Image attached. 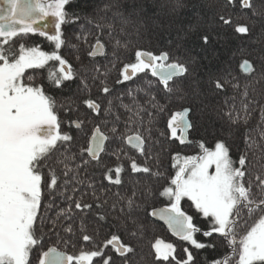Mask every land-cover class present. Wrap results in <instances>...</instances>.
<instances>
[{
	"label": "snow or ice",
	"instance_id": "6c2138e0",
	"mask_svg": "<svg viewBox=\"0 0 264 264\" xmlns=\"http://www.w3.org/2000/svg\"><path fill=\"white\" fill-rule=\"evenodd\" d=\"M0 3L4 5L0 7V264H33V250L42 239L40 227L48 222L49 231L58 238L61 231L66 234L61 238L65 248L70 243L74 248L80 241L83 243L76 254H69L58 245L37 249L35 264H137L139 243L149 226L157 221L197 251L215 250L218 244L230 250L227 257L214 259L210 264H264V215L243 234L237 233L243 209L250 214L256 210L264 213V176H255V185L245 179L254 167L249 153L257 162L264 160V132L259 140L245 133V150L238 161L230 154L231 126L247 124L248 104H243V115L234 105L229 108L213 146L200 141L199 154L184 156L182 163H174L173 175L165 176L159 167V153L152 152L159 143L152 137L154 117L167 111L173 98L181 102V107L171 112L167 120V139L184 145L192 143L189 134L197 130L201 118L209 111L210 94L219 95L230 86L242 100H248L250 88L264 87V40L260 38L264 37V11L257 10L253 0H225L219 11L201 0L204 19L190 23L186 30L181 28L183 35L178 33L175 43L169 41L171 48L159 52L136 48L134 60L129 62H123V54L133 46L126 30L130 23L125 15L127 6L122 0H108L102 8L94 4V11H102L104 15L95 22L98 34L91 50L86 57L76 55L75 66L59 54L65 44L61 26L80 18L75 14L69 18L66 6L70 0H0ZM260 3L264 6V0ZM229 6L247 10L246 22L234 24L232 15L225 14ZM168 7L161 5L162 9ZM184 7L183 0H170L171 12ZM49 16L54 18V35L42 30L48 27L44 21ZM257 27L260 36L254 35ZM229 28L234 37L227 35ZM36 34L53 42L56 51L28 46L23 38ZM101 36L106 40L102 41ZM192 36L195 49L213 51L214 57L215 46L222 41L251 38L250 42L257 46L248 50L239 63L245 78L242 90L237 77L228 78L232 73L227 64L201 75L188 46ZM98 56L108 60L113 68L122 64L116 85L137 77L145 81L144 86L127 89L131 104L123 103V98L108 85V73L96 61ZM50 61L57 66L48 72L49 84L36 82L33 72L45 69ZM97 82L102 96L83 99L86 110L81 118L77 100ZM48 86L61 92L69 89L70 95L66 98L50 95L45 91ZM139 92L146 97L143 104L136 98L135 93ZM114 99L120 100V104H114ZM60 109L77 113L67 123L86 137V147L79 153L71 152L74 136L61 131L64 121ZM120 109L127 114L123 132L119 127ZM88 124L92 125L90 135L85 127ZM101 124L111 125L108 128L111 135L101 130ZM133 128L135 131L127 134ZM160 136H165V132H160ZM124 144L144 158V162L138 163L136 156H129ZM106 157H115V164ZM153 159L157 161L155 168L148 165ZM172 159L177 161L181 157L177 153ZM87 166L101 169L100 175L107 183L102 182L97 188L91 181L81 179V169L86 170ZM126 172L133 185L130 189L122 175ZM153 180L158 186H153L150 182ZM85 183L90 192L81 191L79 186ZM46 195L51 199L44 205ZM57 196L69 203L53 219L41 209L46 212L51 208ZM89 196L92 202L87 199ZM156 199L166 203L158 207ZM185 201L206 222L205 227L194 222L193 215L184 208ZM105 230L108 235L98 241L97 237ZM150 248L153 264H196V257L188 247H184L185 257L179 260L172 243L157 238Z\"/></svg>",
	"mask_w": 264,
	"mask_h": 264
},
{
	"label": "trees",
	"instance_id": "16d2710c",
	"mask_svg": "<svg viewBox=\"0 0 264 264\" xmlns=\"http://www.w3.org/2000/svg\"><path fill=\"white\" fill-rule=\"evenodd\" d=\"M108 0H70L69 5L66 6V10L69 14V18H73V14L78 15L80 18L78 20L72 19V22L65 23L61 27L62 38L65 41V44L60 49V52L65 54L70 58L69 62L73 63L75 66L77 61L75 59L76 55H80L81 57H86L87 52L91 50L92 44L95 42V38L98 34V30L95 27V22L99 19V16H103L104 13L94 11V4L99 5L100 8L103 7ZM185 7L180 9L178 12H171L170 8V0H122V4L127 6V11L125 15L129 17L130 23L126 26V30L129 34V37L133 41L132 49L123 54V62H129L134 60V50L136 48H143L146 50L159 52L161 50H167L172 47L169 41L173 43L177 40L178 33L183 35V32H180V29H187V26L190 23H197L204 19L203 12L201 10V0H183ZM204 3L210 4L212 9L215 11H219L225 0H203ZM254 5L257 10L264 11V6L261 5L260 0H253ZM131 5H135V7H131ZM161 5H169L168 8H161ZM247 10L243 9H234L232 6H229L225 14H231L232 20L234 24L245 23L244 12ZM109 17L111 13H108ZM92 21V22H90ZM138 30V31H137ZM227 35L229 37H234L232 29L229 28ZM255 36H260L259 28L255 30ZM32 39H37V36H33ZM264 40V37H260ZM24 41L31 40L29 38H23ZM85 40L87 42H85ZM101 40H106L105 36H101ZM195 40V36H192L188 42V46L192 49L191 55L196 57V64L199 67L201 75L205 71L209 69L212 71H216L217 69L222 68L224 65H229L231 69L232 75L229 76V79H232L233 76L237 77L239 83L241 84V90L243 84L245 83L244 74L239 70V63L242 59L246 58V54L248 50L256 47L257 45L252 44L250 42L251 38L241 37L240 39L230 38L226 43L221 42L215 46V57L213 56V51L209 52H201L198 49H195L192 45V41ZM29 42V41H28ZM30 43V42H29ZM243 48L245 51H241ZM235 52V55L233 53ZM207 56L208 60H205L204 57ZM91 59V58H88ZM211 60V63H209ZM96 61L99 62L102 70H106L107 75V83L110 87L115 90V94L119 95L123 98V103L131 104L132 98L127 95V89L132 87L136 89L138 86H144L145 81L141 80L140 77H137L133 81L125 82L124 84L116 85L115 80L119 74V70L122 67V64L117 63L113 68L108 60H105L104 57L96 58ZM91 67V65H89ZM55 70V69H54ZM48 68L41 70H35L33 75L35 76L36 82H42L45 85H48ZM143 75V74H141ZM149 79H151L149 77ZM91 84L92 82L89 81ZM76 87V83L73 82L72 90ZM100 85H93L90 91L84 92L80 95L77 100V104L79 105V112L82 117V113L86 110L84 105L82 104L83 99L85 98H93L99 99L102 96L100 92ZM45 91L52 94H59L61 98H66L70 95L69 89H65L61 92L59 89L46 87ZM112 95V94H110ZM138 102L144 103L146 97L143 92L135 93ZM235 97V99H233ZM157 99H160V96H157ZM251 101V103H249ZM161 103H168L166 100H161ZM207 103L209 104V111L206 112L200 120V123L197 126V130L191 132L189 134V140L192 141L190 144H179L176 140H168L167 139V120L171 114V112L179 111L181 107V102L175 98L172 99L170 103H168V110L164 113L155 116V123L153 125L152 137L153 140H158L159 143L156 144L152 148V152L159 153V167L162 172L165 173V176L173 175L175 172V168H173V164L182 163V157L187 155H197L199 154V142L204 141L206 145L213 146L216 137L219 135L218 129L220 128V124L222 120H226L227 118L224 116V113L228 111L233 105L237 111H240L243 115V104H248V122L247 124H239L232 125V136L229 139L230 146V154L234 161H238V158L241 154H243L245 150L244 144V136L245 133L248 132L250 135L257 140H259L260 133L264 132V87H256L255 90L249 89L248 91V100H242L241 95L238 92H234V90L229 86L226 88L224 93L219 95H209ZM114 104L119 105L120 100L114 99ZM121 113V124L119 125L120 130L124 131L123 120L126 118V113H124L123 109L119 110ZM209 112L211 114H209ZM59 115L61 120L64 121L61 127V131H68L70 134L74 136V142L71 147V152L79 153L82 147H86V137L83 133L78 132L77 129H67L65 130L64 125L67 123L68 118L75 119L77 113L75 112H65L64 109L59 110ZM108 127H105L101 124V130L111 135L108 131ZM89 131L88 135H90V129L92 127L91 124L85 126ZM74 128V127H73ZM135 131L133 128L132 131H129L127 134H132ZM160 132H165V136H160ZM106 147H108V142H106ZM125 151L129 156H136L138 163H143L144 158L139 157L138 154L134 153V150L128 147V145H123ZM179 154L181 157L180 160L174 161L172 159L173 155ZM103 155V154H102ZM109 163L115 164V157L107 158ZM249 160L254 165L251 168V175H246V180H252L253 184H256L255 176L260 175L264 176V160H260L257 162L255 158L252 156V153H249ZM79 162V159L77 160ZM127 168L128 161L125 159L123 161ZM148 165L155 168L157 165V161L155 159L149 160ZM238 166V164H237ZM101 169L87 166L86 170L81 169L80 177L81 179L87 181H91L94 183L97 188L100 187L103 182L106 184V181H103L102 176L100 175ZM125 177L126 187L130 189L133 185L130 181L127 180V172L122 174ZM154 187L158 186L156 182L150 181ZM161 183L163 181H160ZM81 191L91 190L87 188V183L82 186H79ZM70 191V190H69ZM253 191H256L255 187ZM51 198L47 195L43 198L44 205H47L48 201ZM89 202H92L91 196L87 197ZM68 201L64 200L60 196H57L53 201V206L48 208L45 212V209L42 207L41 211L47 217H52L53 219L56 216L57 211L60 208H66L68 206ZM156 205L163 206L166 201H161L160 199L155 200ZM189 202H184V208L188 212V214L193 215L194 222L197 223L201 227H205L206 222L199 216L198 213L195 212L193 207L189 206ZM260 215H264V213L259 212V210L254 211L253 213H248L246 209L241 211V219L239 223V227L237 228V233L243 234L246 229L259 218ZM39 226V225H38ZM50 222L45 223L42 227H40V235L42 237L41 244L37 245V249L46 250L47 247L58 245L61 249L67 251L69 254L78 253L80 245L83 243L80 241L77 246L74 248L70 243L67 248L64 247L61 238L65 237V233L63 231L60 232V238H58L55 234L49 231ZM115 231V229H113ZM108 235L107 230L101 234L100 237H97V240H102L105 236ZM162 239L165 242H170L176 247V257L177 259H183L185 257V253L183 251L184 247H188L193 255L196 257V264H210V262L214 259H221L228 256L230 250L226 246L217 245L215 250L212 249H203V250H195L191 248L190 245L186 244L181 240H177L173 238L166 229L158 223H154L149 226L144 238L140 241L139 247L137 249L138 255L136 257L137 264H153V256L151 253L150 245L155 241V239ZM77 238H74V242ZM198 239H203V237L198 236ZM37 249L33 250L32 260L33 264H35L36 257L39 252ZM111 254V253H110ZM115 258V257H114ZM118 259V258H117ZM119 264V262H118ZM175 264V262H173Z\"/></svg>",
	"mask_w": 264,
	"mask_h": 264
},
{
	"label": "flooded vegetation",
	"instance_id": "af4514ba",
	"mask_svg": "<svg viewBox=\"0 0 264 264\" xmlns=\"http://www.w3.org/2000/svg\"><path fill=\"white\" fill-rule=\"evenodd\" d=\"M33 36H37V35H31V40H28L31 44L30 46H39L40 48H43L46 52H54L56 51L55 49V45L53 42L49 41L47 38L45 37H41V36H37V39H32L34 38ZM102 56H98L97 58H101ZM57 64L55 61H50L49 64L46 66L48 68V71H53L56 68ZM45 67V68H46ZM49 84V83H48ZM50 88V86H48ZM63 128V126H62ZM65 130L69 129H75V127H69L68 123H65L64 125Z\"/></svg>",
	"mask_w": 264,
	"mask_h": 264
},
{
	"label": "rangeland",
	"instance_id": "374dc122",
	"mask_svg": "<svg viewBox=\"0 0 264 264\" xmlns=\"http://www.w3.org/2000/svg\"><path fill=\"white\" fill-rule=\"evenodd\" d=\"M0 7H4V5L2 4V3H0ZM44 23H47L48 24V27L47 28H42V30L43 31H46L48 34H50V35H54L55 34V27H54V18L53 17H51V16H49V17H47L46 18V20L44 21ZM62 27V26H61ZM37 36H40L39 34H36ZM31 35H29V36H27V37H25V38H29ZM42 37V36H41ZM43 37H45V36H43ZM45 38H47V37H45ZM27 43H28V46H30L31 44H33V43H29L28 41H27ZM41 50H43V51H45L43 48H41ZM59 54H61V55H63V53H61L60 52V50H59ZM66 59H70L66 54H65V56H64ZM70 61V60H69ZM129 88H132V87H129ZM133 89V88H132ZM190 203V202H189ZM167 243H170V242H167Z\"/></svg>",
	"mask_w": 264,
	"mask_h": 264
},
{
	"label": "water",
	"instance_id": "95a60500",
	"mask_svg": "<svg viewBox=\"0 0 264 264\" xmlns=\"http://www.w3.org/2000/svg\"><path fill=\"white\" fill-rule=\"evenodd\" d=\"M128 147H129V146H128ZM156 223H158V224H160L161 226H163V227L166 229V231H167V232H168L173 238L179 240L178 238H176L175 236H173V235L170 233V231L167 229V226L164 225L163 222L157 221Z\"/></svg>",
	"mask_w": 264,
	"mask_h": 264
}]
</instances>
